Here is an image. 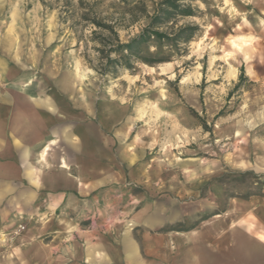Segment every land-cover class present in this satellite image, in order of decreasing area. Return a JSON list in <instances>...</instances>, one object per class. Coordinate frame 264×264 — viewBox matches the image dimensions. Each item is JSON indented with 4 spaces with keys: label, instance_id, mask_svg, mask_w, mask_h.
I'll list each match as a JSON object with an SVG mask.
<instances>
[{
    "label": "crops",
    "instance_id": "obj_1",
    "mask_svg": "<svg viewBox=\"0 0 264 264\" xmlns=\"http://www.w3.org/2000/svg\"><path fill=\"white\" fill-rule=\"evenodd\" d=\"M54 31L0 23V264H264V201L177 228L184 173Z\"/></svg>",
    "mask_w": 264,
    "mask_h": 264
},
{
    "label": "rangeland",
    "instance_id": "obj_2",
    "mask_svg": "<svg viewBox=\"0 0 264 264\" xmlns=\"http://www.w3.org/2000/svg\"><path fill=\"white\" fill-rule=\"evenodd\" d=\"M163 1L0 0V23L55 30L66 44L46 54L72 57L73 70L88 76L90 87L132 104L138 126L152 136L154 156L181 170L192 189L185 192L189 218L177 225L187 229L233 200L264 201V0H177L178 9ZM141 2L149 15L167 11L154 28L164 44L154 38L149 44L164 60L102 76L85 58L99 55L92 35L98 29L85 13L116 19L126 5ZM135 11L138 20L119 29L123 41L150 23L143 10ZM190 33L189 40L179 38ZM243 65L248 80L235 88Z\"/></svg>",
    "mask_w": 264,
    "mask_h": 264
},
{
    "label": "trees",
    "instance_id": "obj_3",
    "mask_svg": "<svg viewBox=\"0 0 264 264\" xmlns=\"http://www.w3.org/2000/svg\"><path fill=\"white\" fill-rule=\"evenodd\" d=\"M176 1L177 0H165L161 5L178 9L179 7ZM94 2L95 6H99L103 0H94ZM113 6L116 7L117 5L113 4ZM91 8H87V10L90 11ZM137 8L144 11V15L150 18V23L145 26L138 35L128 41H123L120 37L119 29L126 28L128 25L138 20L135 11ZM181 12L184 15L191 14L186 9H182ZM166 14V9H161L157 14L149 15L143 2L132 7L126 5L120 12L121 17L116 19H102L98 14L96 17L87 18L88 14L85 13L84 17L86 16V20H89L98 29L92 31V35L99 45L95 47L99 54L96 61L91 59L88 55H85L86 61L102 76L116 75L120 69L132 71L135 69V65L138 62L149 65L162 62L164 60L163 57H159L158 53L152 52L149 44L152 38H154L153 40L156 42L157 46L164 44L163 38H165V35L154 28L157 24L162 22ZM192 36V33H190L184 36L181 35L179 38L189 40ZM245 80H248V78L245 75V68L243 65L240 68L239 81L236 83L235 88H240L242 82Z\"/></svg>",
    "mask_w": 264,
    "mask_h": 264
},
{
    "label": "bare ground",
    "instance_id": "obj_4",
    "mask_svg": "<svg viewBox=\"0 0 264 264\" xmlns=\"http://www.w3.org/2000/svg\"><path fill=\"white\" fill-rule=\"evenodd\" d=\"M242 48V47H241Z\"/></svg>",
    "mask_w": 264,
    "mask_h": 264
}]
</instances>
